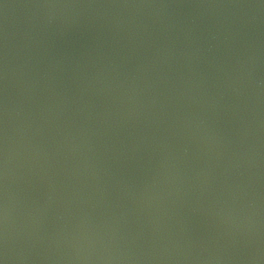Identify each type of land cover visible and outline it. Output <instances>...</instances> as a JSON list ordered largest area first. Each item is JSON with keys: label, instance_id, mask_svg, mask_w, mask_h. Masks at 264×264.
Listing matches in <instances>:
<instances>
[{"label": "water", "instance_id": "obj_1", "mask_svg": "<svg viewBox=\"0 0 264 264\" xmlns=\"http://www.w3.org/2000/svg\"><path fill=\"white\" fill-rule=\"evenodd\" d=\"M0 264H264V0H0Z\"/></svg>", "mask_w": 264, "mask_h": 264}]
</instances>
